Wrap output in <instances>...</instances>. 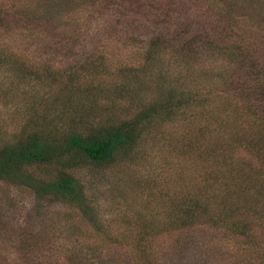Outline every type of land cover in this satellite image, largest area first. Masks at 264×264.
Masks as SVG:
<instances>
[{
    "label": "trees",
    "instance_id": "1",
    "mask_svg": "<svg viewBox=\"0 0 264 264\" xmlns=\"http://www.w3.org/2000/svg\"><path fill=\"white\" fill-rule=\"evenodd\" d=\"M134 1L135 13L139 7H152L150 0ZM180 1L177 24L148 35L141 61L111 67L105 50L93 49L69 70L65 87L79 85L83 97L100 92L95 91L98 85H81L82 79L114 80L126 111L134 109L132 114L115 123L88 121L90 115L80 110L73 111L80 114L77 118H70L71 112L66 117L44 114L16 141L0 145V181L26 187L40 201L74 206L101 231L73 170L129 161L147 136H159L169 123L177 125L178 153L193 165L190 181L162 200L167 205L165 219L137 223L136 234L127 241L138 264H151L147 256L151 236L198 225L248 245L264 242V44L256 32L264 28V19L241 27L245 14L239 10L240 0ZM93 3L102 9L110 0ZM37 4L32 6V22L41 17L39 26L56 23L49 22L51 3ZM1 11L3 26L12 13L5 7ZM8 63V55L0 50V67L27 80L39 75L22 61ZM100 98L104 97L94 99ZM217 101L230 105L229 118ZM32 166L52 167L54 172L42 177L30 170ZM16 236L26 250L38 249L29 237ZM85 256L68 253L66 264H87Z\"/></svg>",
    "mask_w": 264,
    "mask_h": 264
},
{
    "label": "rangeland",
    "instance_id": "2",
    "mask_svg": "<svg viewBox=\"0 0 264 264\" xmlns=\"http://www.w3.org/2000/svg\"><path fill=\"white\" fill-rule=\"evenodd\" d=\"M47 1L52 5L49 22L56 21L50 27L39 26L41 17L32 22V6H39L41 0H0V14L2 7L12 13L0 26V50L8 55V65L22 61L39 73L27 80L0 67V145L16 141L44 114L66 117L71 112L70 118H77L80 114L73 111L80 110L90 115L88 121L102 123H115L132 114L134 109L126 111L114 80L82 79L81 85H98L95 91L100 92L83 97L78 94L79 85L65 87L69 70L93 49L105 50L111 67L141 61L148 35L171 30L182 10L180 0H150L152 7H139V13L132 10L134 0H110L102 9L94 0ZM240 4L245 14L241 27L264 19V0H240ZM256 32L264 44V28ZM218 103L227 109L223 116L229 118L230 105ZM180 133L177 125L169 123L159 136H147L129 161L73 170L84 185L101 231L74 206L40 201L28 188L0 181V264H66L68 253L85 254L87 264H138L127 241L136 234L137 223L165 219L167 205L162 200L190 181L193 165L178 153ZM30 170L42 177L54 172L42 166ZM18 234L29 237L38 249L26 250ZM148 251L151 264L162 260L170 264H264V242L248 245L205 225L151 236Z\"/></svg>",
    "mask_w": 264,
    "mask_h": 264
}]
</instances>
